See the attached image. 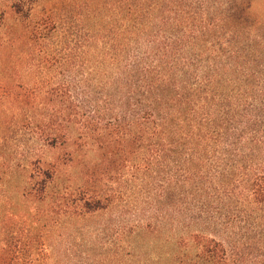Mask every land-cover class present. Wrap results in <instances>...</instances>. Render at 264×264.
Returning a JSON list of instances; mask_svg holds the SVG:
<instances>
[{
    "label": "trees",
    "instance_id": "obj_1",
    "mask_svg": "<svg viewBox=\"0 0 264 264\" xmlns=\"http://www.w3.org/2000/svg\"><path fill=\"white\" fill-rule=\"evenodd\" d=\"M69 1L75 16L37 19L19 35L0 10V28L9 29L0 50L33 44L43 51L66 40L54 48L53 63L47 55L38 60L37 71L51 66L50 90L72 111L64 125L114 132L107 141L114 143V208L127 202L119 180L134 171L153 219L181 233L182 264L251 262L243 259L245 245L264 252V28L251 14L254 0ZM47 3L11 0L7 7L33 20ZM83 6L95 31H60ZM91 64L98 77L89 85V72L82 82L79 70ZM77 85L107 93L114 119L82 124L89 107L73 95ZM22 87L27 92L29 84Z\"/></svg>",
    "mask_w": 264,
    "mask_h": 264
},
{
    "label": "rangeland",
    "instance_id": "obj_2",
    "mask_svg": "<svg viewBox=\"0 0 264 264\" xmlns=\"http://www.w3.org/2000/svg\"><path fill=\"white\" fill-rule=\"evenodd\" d=\"M10 1L0 0V10L5 25L15 24L16 35L31 31L37 19L78 13L69 0H48L33 20L16 18L8 10ZM81 8L78 22L65 20L60 31H95L91 8ZM251 14L264 28V0L252 2ZM6 30L0 28L1 39ZM65 42H47L43 51L33 44L0 50V264H182L187 249L181 233L153 219L152 200L141 186L136 189L134 171L119 180L127 202L114 208V143L107 142L114 132L109 137L110 128L64 125L72 112L69 103L50 90L51 66L43 74L37 67L46 55L53 63L54 48ZM89 68L79 70L82 82L89 72L88 84L98 77V66ZM88 92L79 85L73 92L89 107L82 110V124L113 120L114 100L105 92ZM95 208L100 210L92 212ZM261 246L245 245L243 259L251 258L246 264H264Z\"/></svg>",
    "mask_w": 264,
    "mask_h": 264
}]
</instances>
